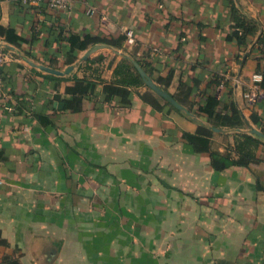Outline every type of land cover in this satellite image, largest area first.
Masks as SVG:
<instances>
[{"label": "crops", "instance_id": "1", "mask_svg": "<svg viewBox=\"0 0 264 264\" xmlns=\"http://www.w3.org/2000/svg\"><path fill=\"white\" fill-rule=\"evenodd\" d=\"M235 2L259 27L243 48L226 40L224 0H71L67 11L0 0V43L12 56L0 93V263L264 264V138L250 134H264V103L244 97L264 72V0ZM129 30L134 45L100 49L86 66L88 50L76 51L68 64L67 38ZM135 58L169 95L181 81L199 78L205 91L224 76L247 129L214 128L207 147L192 145L184 134L210 128L207 120L185 107L159 110L164 102L146 84L131 90L129 108L106 103L102 86ZM72 66L63 77L41 69ZM79 80L97 84L98 95L67 110L62 100ZM212 92L229 100L223 86ZM243 133L262 142V162L216 170L212 153L235 157Z\"/></svg>", "mask_w": 264, "mask_h": 264}, {"label": "trees", "instance_id": "2", "mask_svg": "<svg viewBox=\"0 0 264 264\" xmlns=\"http://www.w3.org/2000/svg\"><path fill=\"white\" fill-rule=\"evenodd\" d=\"M224 3L230 9L231 32L228 34L226 40L235 42L239 48L248 46L253 39L257 36L259 27L256 22L243 15L237 6L235 0H224ZM47 7L46 5H42ZM48 8V7H47ZM73 37L67 38L70 43L69 51L67 52L68 64H73L77 59L76 51L89 50L97 45H104L110 48L120 49L124 47L127 36L122 34L118 37L111 35H97L88 36L81 43L73 41ZM75 42V44H74ZM262 40H259V44ZM102 57L97 61H102ZM96 60L89 59L82 63V66L93 64ZM135 61L153 78V74L148 71L146 64L141 60L135 58ZM2 78L4 84V67L2 68ZM114 81L102 86L101 94L104 96V101L108 104L115 100H119L124 107H131L133 105V88L145 87V82L139 74L136 67L128 60H123L115 69ZM202 80L193 77L190 82L181 81L178 92L171 95L177 103L187 108L189 113L196 116L203 117L210 124V128L201 127L197 134H184V138L192 145H209V139L213 134V129H233V130H246L248 125L245 118L238 108L237 103L231 99L233 93V85L224 76L216 74L214 80L207 85L205 91L201 89ZM223 86L225 94L229 100L218 98L212 89ZM261 88L264 90V72L262 73ZM98 85L88 80H79L75 87L68 88L67 94L71 95L63 101L65 108L78 112L81 110L83 101H92L97 97ZM167 93L168 90L164 89ZM247 88L244 89V93ZM198 95L201 98L200 102L193 101V98ZM159 100L164 102L159 110L162 111H177L176 108L167 100L157 96ZM158 109V108H157ZM48 119V118H45ZM264 132V131H263ZM262 145V142L249 134H238L237 144L235 149V157L231 155L221 156L217 153H212L213 165L216 170H225L232 166L250 167L253 164H259L262 161L256 158V150ZM258 190L264 193V181L257 180ZM0 245H7L6 241L2 238L0 232ZM0 264H20L19 260L12 257H5Z\"/></svg>", "mask_w": 264, "mask_h": 264}, {"label": "built area", "instance_id": "3", "mask_svg": "<svg viewBox=\"0 0 264 264\" xmlns=\"http://www.w3.org/2000/svg\"><path fill=\"white\" fill-rule=\"evenodd\" d=\"M25 5L42 6L46 5L49 9L54 11H67L71 7V0H19ZM90 15L94 13L93 9L88 12ZM127 42L130 45L135 44L134 32L129 30L126 32ZM12 59L11 54L7 51L5 45L0 43V93L3 89L2 68ZM251 84L247 86V92L244 97L250 106H255L258 103H264V90L261 88L262 75L253 74Z\"/></svg>", "mask_w": 264, "mask_h": 264}, {"label": "water", "instance_id": "4", "mask_svg": "<svg viewBox=\"0 0 264 264\" xmlns=\"http://www.w3.org/2000/svg\"><path fill=\"white\" fill-rule=\"evenodd\" d=\"M107 46L104 45H97L92 47L90 50H88L86 52V54L83 56L82 61H86L88 60L94 53H96L98 50L106 48ZM134 66L136 67V69L138 70L139 74L141 75V77L143 78L145 84L147 85L148 88H150L153 92H155L157 95H159L160 97L164 98L165 100H167L168 102H170L176 109L183 111L185 108L183 106H181L179 103H177V101L170 96L167 92H165L163 89H161L148 75L147 73L143 70V68L135 61H133ZM42 70H45L48 73H51L53 75L56 76H60L63 77L65 75L70 74L73 70L74 67H69L67 68L64 72H60V71H55V70H51L49 68H45V67H41ZM215 131H219L217 129H214ZM250 134L257 136L259 138H264V134L261 133L258 130H251Z\"/></svg>", "mask_w": 264, "mask_h": 264}]
</instances>
